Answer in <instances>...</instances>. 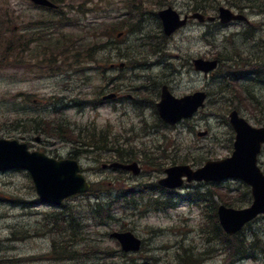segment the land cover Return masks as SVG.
I'll use <instances>...</instances> for the list:
<instances>
[{"label": "rangeland", "instance_id": "374dc122", "mask_svg": "<svg viewBox=\"0 0 264 264\" xmlns=\"http://www.w3.org/2000/svg\"><path fill=\"white\" fill-rule=\"evenodd\" d=\"M142 1L145 8L149 7L155 10L163 5L160 3H171L169 5L182 13L190 11L189 9L194 3L191 0ZM209 1L215 7L217 1L228 5V0H208L207 2ZM124 3L125 0H64L62 11L70 20L69 18L63 20V23L67 25L63 26L60 31L64 32L66 37H77L83 34L82 28L85 23L89 24L91 21L103 18L108 21L118 20L117 16H121L126 10ZM81 4L87 11L85 14L77 11ZM261 4H264V0L261 1ZM7 8L17 18L14 23L18 34H22V37L26 34L25 38H32L33 42L24 51L27 59L24 58L23 63L17 67L0 68V137L26 141L31 149L44 150L53 156L70 157L73 151L78 150L74 149L72 142L45 134H40L42 139L37 141V136L26 132L28 128H25V125L19 129L22 126L20 120L35 115V110L39 109L41 118L60 120L78 132L100 131L108 127L111 133L119 137L121 144L126 143L127 146L135 148L140 154L145 152L154 158L148 164L141 159L138 160L141 163L142 171L140 175L135 176L132 173L119 175L113 169L102 168V162L109 161L102 155L93 153L77 155L76 158L81 159L88 179L94 181L95 184H98L99 181L104 182L109 188L108 192H114L117 187L133 188L139 192L146 191V188L156 186L158 180L165 176V168L175 164H184L183 158H187L185 164L198 167L203 165L202 163V165H198L203 157L220 159L231 155L234 132L227 121L225 123L223 117H219L213 112L225 109V105L220 103V98L216 97V95L219 96L216 91L209 95L204 111L198 112L194 117L176 125L167 126L145 100L143 106L136 104L137 99H144V96L133 95L134 97L130 99L132 103L128 102V90H133L132 86L136 80L132 73L137 74L140 71L141 73L148 72L150 76L154 74L158 79L167 80L173 92L179 96L197 89L214 91L215 86L222 82V78L201 74L195 71L189 62L197 56L210 58L214 53L223 51H227L237 59L234 65L241 63L246 57L252 59L253 63H256L259 58L263 59L264 47L261 44V40H264L263 15L255 11L246 12L249 22L245 24H248V28L251 30L259 28L254 39H246L241 34L244 27L241 24H232L222 28L216 26L211 29L209 38L205 39L204 34L207 26L198 21L191 22L189 26L177 31L165 41L167 49V58L165 59L174 62L175 69L173 67L165 69V64L155 65L149 69H138V66L132 65L125 71V78L118 82L121 87L120 91H116L118 99L103 100V103H99L102 95L109 91L102 88L100 93L93 95L92 92L97 86H104L101 70L97 68H105L106 64H110L112 61L133 60L134 56L138 54L136 47L142 41V35L147 32V29L159 30L158 20L152 19L149 22L147 20L145 28L137 31L135 29L137 21L132 19L129 25L125 26V30H122L124 35L120 39H115L116 34H114L113 38L109 39L113 44H109L107 49L99 53L97 61H91L84 66L90 68L85 75L81 72L75 73V66H67L65 62H58L51 66L53 70L50 72L43 71L41 67H38L43 63L51 64L49 59L41 56L44 52L43 46L49 42H43V37L49 38V35H53L52 33L59 30L58 27L61 23L58 18L50 19L53 14H49L50 12L42 8H34L29 0H0V14ZM44 20H49V23L44 24ZM44 25L46 26L45 30H43ZM94 39V36H88L89 42ZM150 39L158 40L156 37ZM139 49L140 47L137 50ZM237 50L241 51L240 55L237 54ZM146 52L150 53L149 50ZM173 54L174 56H172ZM175 54H179L180 57H175ZM163 61L165 60L163 59ZM143 62V60H138L137 64ZM59 66L63 68V71L51 74L57 72ZM41 72L50 74L41 75ZM105 72L113 77L120 75L118 72L122 73L113 69H106ZM89 75L91 78H88ZM131 75L132 79L129 78ZM138 83L143 82L138 80ZM151 83L153 84V80ZM260 83L264 82L260 80ZM108 85L106 83V88ZM240 87H242L241 92L248 94L249 97H251L249 94L252 93L258 99V103L246 107L237 105V108L252 125H264V88L256 87L255 83L238 85V91ZM227 97L231 98L232 95H227ZM35 104L40 106L37 107ZM52 105L53 107L49 108ZM219 105L220 107H217ZM137 156H139L138 153ZM172 158L177 159L172 161ZM259 164L264 171V147L259 157ZM208 185L198 181L186 182L182 188L175 190L181 192V198L172 196V202H176L174 207L160 211L148 210L142 215L125 216L127 206L121 204L119 200L116 201L111 214L115 218L121 219L126 229L133 230L145 240L141 251L123 257H119L118 253L112 257L100 253L102 250L113 252L120 248L118 243L111 238L110 233L121 230L122 224L119 225L120 222L116 221L109 225L94 226L93 222L96 218L93 212L89 213L90 208L87 204L89 199L84 195L70 198L65 202H68V205L78 213V216L83 218L82 222H89V227H83V229L88 228L84 231L87 232V240L83 238L77 244L74 241L79 251V258L62 260L53 258L55 255L52 250L53 242L60 236L69 237L72 234L50 229L53 224L50 215L59 214L61 212L59 208L54 210L53 207L40 203L32 179L27 172L16 170L0 172V264H136L132 263V258H134V262L140 261V264H150L147 262L178 264L177 254L181 245L191 246L195 250H204L214 246L212 242L201 236L200 227V223L203 222L205 205L204 201H198V194L206 191ZM226 185L233 187L230 195L227 193L228 198L232 199L234 196L236 199L240 196L241 190L237 183ZM151 190V195L162 194L161 191ZM113 194L115 195V193ZM189 195L194 198L191 202L183 200L185 196ZM107 196L104 194L103 201L107 199ZM140 196V193L135 195L136 198ZM91 200L96 201V197L94 196ZM251 201L252 196L246 190V194L242 195L234 203V206H247ZM88 213L89 218L87 217ZM60 216L58 215V217ZM75 218L78 220L77 216ZM69 221L71 222V219H67L66 222L59 221V225L65 229L68 227ZM245 231L249 241L253 240L255 235L258 236L263 244V246L258 245V248L262 247L261 252H263L264 216L253 221L245 228ZM89 242L97 244V255L83 247L85 243ZM203 264H264V253L254 258L242 257L234 263H230L229 258H225L223 253L219 254L211 249L203 260Z\"/></svg>", "mask_w": 264, "mask_h": 264}, {"label": "trees", "instance_id": "16d2710c", "mask_svg": "<svg viewBox=\"0 0 264 264\" xmlns=\"http://www.w3.org/2000/svg\"><path fill=\"white\" fill-rule=\"evenodd\" d=\"M53 2L59 4L64 2V0H52ZM208 0H198V9L201 10H214L215 6L211 4V2H207ZM262 0H231L230 3H233L240 12H243L245 9L256 10L257 12L264 13V4H261ZM127 8L129 9L127 14L129 13V18H124L119 22H109L106 18L102 20L91 21L89 24H84L82 31L83 34L79 36H70L66 37L63 32L59 31V35L56 36V40H54L51 35V38H44L43 40L49 41L48 44L44 48L43 56L45 59H49L50 63H58L65 62L67 65L69 62H72L77 71H81V73H86L87 67L84 66L88 64L89 61H93L97 59L98 54L107 49L109 44H111L110 40L113 38L115 32L119 29H123L125 26L129 25V22L133 19L137 21L135 29L137 31L145 28V17L150 13L147 9L142 7L141 0H127L125 1ZM219 3V1H218ZM212 5V6H211ZM60 10V9H59ZM77 10L80 13L85 14L87 11L84 9L83 4H81ZM49 14H53V17L50 19L59 20H67L66 13L64 16H61L60 11L51 10ZM18 17V15H17ZM15 20L17 18L14 17L12 13L9 12V8L3 13L0 14V68H8V67H17L19 64L23 63L24 59V51L29 47L28 44L25 43L21 34L15 30ZM70 20V18H69ZM49 20H44V24H48ZM70 25V22H68ZM67 24L61 23L58 29L60 30ZM45 25L43 26V30H45ZM211 31V28L210 30ZM94 36V40L89 42L88 36ZM156 37L158 40H152L150 38ZM164 35L159 33V31H153L151 29H147L142 35V41L138 43L136 47L137 55L134 56V59L128 60L129 65L137 64L138 60H141V57H146L149 49H154L156 52L160 51L161 47L158 48L156 46V42L164 41ZM249 37V36H248ZM110 39V40H109ZM154 41V42H153ZM138 47H140L139 50ZM239 50H237V54L240 55ZM245 62H250V58H244ZM262 59L259 58L257 62H261ZM147 64V61H146ZM146 64H141V67H146ZM61 67V66H59ZM259 67V66H257ZM103 73V72H102ZM41 128L43 133H47L50 135H57L58 137H66L70 140H74L78 143L79 146L82 147H91L92 150H101L105 149V151L113 152V160L116 159L118 161H127L137 159V153L142 156L139 152L135 150L133 147H119L118 144L113 145L116 141L115 138L112 137L111 133L106 131L101 132H83L73 130L70 126H67L63 122L55 123L54 121L44 120L41 123ZM65 138V139H66ZM84 149V148H83ZM79 149V150H83ZM112 155H109L112 156ZM146 161H153L154 158L148 157L144 152V156H142ZM152 159V160H151ZM204 162V160H202ZM201 163V162H200ZM99 184H94L91 192H96L94 196L99 200L100 194L97 187ZM245 190L242 192V195L246 194ZM229 191L231 188L225 185H221L218 183L211 184L208 186L205 194L202 196L198 195L200 201H204L206 212L205 220L207 221L205 224L201 225V236L204 239L213 241L216 245L207 248L204 250H199L198 252L193 249L182 246L178 249L179 252L177 254V262L178 264H202L203 260L207 257L209 251H216L219 254L223 253L225 258H229L230 263L235 262L237 259L241 257H249L255 256L256 251L262 250L258 248V245L263 246L261 240L258 237H254L253 240L249 241L246 234L244 232L237 234L236 236L227 235L222 229L216 214V207L218 205V201L216 198L223 203L233 204L235 199L230 200L228 198ZM113 193H115V198L113 197ZM128 193V194H127ZM136 191L132 188H118L114 192L107 193V199L103 202L96 201L92 203L88 200L87 204L89 205L90 211L93 212L94 217L96 218L95 222L102 221V223H113L117 221L119 218H115L113 214H111V210L115 202H118L119 197L126 198L130 196L133 202H129V199L124 200L122 203L127 206V213L125 216L133 215L136 213L135 209L132 208L134 206V195ZM89 199V198H88ZM130 204H133L130 205ZM89 213L87 217L89 218ZM57 215V217H56ZM58 215H62V217H58ZM72 218H71V217ZM75 216L78 217L76 220ZM67 219H71L69 221L68 227L62 229L59 225V221L66 222ZM83 218L78 216V213L71 207L67 206V209L64 213L56 214L54 213V223L53 226L50 227L51 230H61L60 232L72 234L69 237L60 236L58 240H54L53 242V253L54 259H75L79 258V251L77 250V244L79 240L85 238V230L83 229L86 226V222H82ZM76 225V227H75ZM83 247L87 248L90 252H96L97 245L96 243H88ZM199 248V247H198ZM264 251V250H263ZM33 259V258H30ZM192 262L189 263L188 261ZM95 264V263H93ZM168 264H174L170 262Z\"/></svg>", "mask_w": 264, "mask_h": 264}, {"label": "water", "instance_id": "95a60500", "mask_svg": "<svg viewBox=\"0 0 264 264\" xmlns=\"http://www.w3.org/2000/svg\"><path fill=\"white\" fill-rule=\"evenodd\" d=\"M37 3L53 6L49 0H34ZM165 20L166 31L171 33L176 27L184 22L178 19L175 12L166 10L160 13ZM203 20V17L198 14ZM200 66L206 67L205 63ZM202 96H188L173 104L171 113L180 111V115H191L201 104ZM171 101L166 96L159 106L164 112ZM184 108L181 110L182 106ZM232 123L238 135L235 143L236 151L233 156L216 162H208L205 167L196 172L189 171L190 178L198 180H221L229 177H240L245 179L253 187L255 201L253 205L245 209L225 208L219 209L220 219L223 226L230 233L239 230L247 221L253 219L259 213L264 212V175L256 167V156L260 146L264 142V130L251 128L236 113H232ZM119 165V164H115ZM132 168L129 165H119ZM25 168L28 169L36 182L37 189L44 200L60 203L61 200L72 193L83 191L90 187L85 178L79 174L80 166L77 161H57L40 152H30L26 143L16 140H0V168ZM169 175L180 176L186 173L181 167L168 169ZM127 251L137 250L140 241L132 233H121L116 235Z\"/></svg>", "mask_w": 264, "mask_h": 264}, {"label": "bare ground", "instance_id": "6f19581e", "mask_svg": "<svg viewBox=\"0 0 264 264\" xmlns=\"http://www.w3.org/2000/svg\"><path fill=\"white\" fill-rule=\"evenodd\" d=\"M211 2V1H210ZM217 5L218 6H220V5H223V4H221V2L219 1V3H218V1H217ZM203 11H206V12H208L209 10H203ZM175 57H177V58H179L180 57V55L179 54H175Z\"/></svg>", "mask_w": 264, "mask_h": 264}]
</instances>
